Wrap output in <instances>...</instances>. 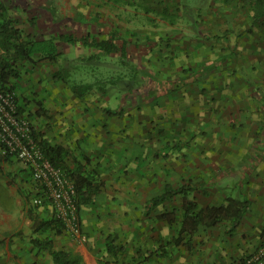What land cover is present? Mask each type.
<instances>
[{
    "label": "rangeland",
    "instance_id": "1",
    "mask_svg": "<svg viewBox=\"0 0 264 264\" xmlns=\"http://www.w3.org/2000/svg\"><path fill=\"white\" fill-rule=\"evenodd\" d=\"M254 8L255 0H0V27L12 21L24 39L53 37L80 62L94 50L81 41L64 43L62 35L101 40L114 32L119 43H127L130 63L145 81L134 85L127 99L124 81L105 94L94 89L79 99L68 84L54 79L58 65L38 55L18 62L20 73L9 90H0V100H13L14 111L28 117L33 137L36 130L52 144L68 147V167L75 168L77 158L85 171L95 173L103 191L78 205L71 178L86 241L77 240L67 224L41 234L34 230L35 218H59L57 211L49 201L33 203L38 184L29 166L0 149V264H54L36 243L46 236L82 264H182L180 248L192 249L189 238L177 244L178 232L146 212L150 198L168 184L195 185L191 197L200 203L249 195L251 207L233 239L246 247L227 264L259 246L264 240V197L259 198L264 194V15L256 17ZM100 56L89 68L111 71L99 76L126 70L118 55ZM41 100H49L52 118L40 114ZM75 100H83L82 107ZM119 108L120 114L107 113ZM90 151L97 153L93 160ZM109 169L122 170L120 181H109L114 176H107ZM181 204L176 196L169 207ZM230 223L202 230L193 245L227 236Z\"/></svg>",
    "mask_w": 264,
    "mask_h": 264
},
{
    "label": "trees",
    "instance_id": "2",
    "mask_svg": "<svg viewBox=\"0 0 264 264\" xmlns=\"http://www.w3.org/2000/svg\"><path fill=\"white\" fill-rule=\"evenodd\" d=\"M165 9L164 12H168L169 9ZM254 10L256 17L264 15V0H255ZM61 41L69 44H75L81 41L85 46L94 50L92 55L86 58H80L86 67H89V65L92 66V61L101 59V53L106 56L118 55L121 66L126 70L119 71L117 74H110L107 78H103L99 74H94L93 80L71 81L69 79V69L73 66V63H71L70 58L61 50L55 38L37 39L32 35H27L24 39L22 30L17 28L14 22L9 21L3 22L0 27V47L2 49V53L0 54V90L6 91L10 89V80L20 73L18 63L20 60H33L36 55L45 61L59 66L53 72L54 79L68 84L74 95L79 99H83L94 89L105 94L111 87L119 85L122 81L125 82L126 87L128 86L125 89L127 91L126 96H124L127 99L129 98V93H133L135 89L133 87L134 85L138 84V87H141L145 84L141 70L130 63L127 43L125 41L119 43L114 32L113 35L101 40L91 35H86L79 39L73 34H65L61 36ZM177 87L174 86L168 89L174 90ZM41 104L42 102H40ZM40 108V114H47L43 104ZM121 112L122 108L115 110L107 109L108 114H120ZM33 135L46 158L54 166L62 169L70 178L74 179L78 191V205L80 204V200H84V203H91L98 196V190L100 189L99 184L96 183L95 173L85 171L83 164L77 158H75L76 167L73 169L69 168L66 163V157L71 155L67 150L68 147L61 144H52L46 138L41 137V133L36 130H34ZM0 145V149H2L5 144L1 143ZM4 156L7 158L12 157L9 152ZM195 189V185L191 183L179 185L177 188L168 184L165 186L163 192L151 198L148 204V209L152 210L158 208L161 204L163 205L165 202H171L176 196L182 197L183 212L179 223V236L175 238L177 244L181 243L187 235L200 234L202 230H210L226 221L231 222L229 226H226V230L229 233L240 228L242 220L251 207V201L246 193L241 197H236L231 194L222 203L201 206L195 198L191 197ZM35 193L33 191L32 198ZM37 195H41V193L38 192ZM159 217L166 218L170 223H173L177 219L175 211L170 214L167 210L163 211ZM33 224L34 230L41 234L47 232L52 227L64 226V222L59 218L47 220L35 218ZM36 243L39 245V249L50 252L54 264H82V259L78 255L73 254L65 248L56 249L53 239L49 236H46L44 239H37Z\"/></svg>",
    "mask_w": 264,
    "mask_h": 264
},
{
    "label": "built area",
    "instance_id": "3",
    "mask_svg": "<svg viewBox=\"0 0 264 264\" xmlns=\"http://www.w3.org/2000/svg\"><path fill=\"white\" fill-rule=\"evenodd\" d=\"M4 99L0 100V133L1 141L5 144L2 152L11 153L29 166L33 179L38 184L37 190L41 193L34 194L33 203L39 206L47 201L53 203L57 216L64 224L71 226L75 238L81 242L86 241L87 236L83 232L74 197L76 188L73 180L46 158L37 140L32 136L28 117L16 114L13 100H6L7 96ZM233 264H264V240L252 253Z\"/></svg>",
    "mask_w": 264,
    "mask_h": 264
},
{
    "label": "crops",
    "instance_id": "4",
    "mask_svg": "<svg viewBox=\"0 0 264 264\" xmlns=\"http://www.w3.org/2000/svg\"><path fill=\"white\" fill-rule=\"evenodd\" d=\"M54 18V17H53ZM14 24L15 25H17L16 24V22H14ZM42 101V104H43V107H44V109L46 110V112H47V114H50V118H52L51 116V111H50V109L48 108V101L49 100H41ZM79 101H83V100H79ZM78 100H75V102L77 103V105H80L81 107H82V103L81 102H79ZM81 109H83V110H90L88 107L87 108H81ZM80 110V109H79ZM47 114H41L42 115V117H45V115H47ZM102 117H107V114H102ZM46 118V117H45ZM103 121L105 122L106 121V119H103ZM92 125V124H91ZM92 126H94V125H92ZM67 131H70V130H67ZM70 134V133H69ZM71 135V134H70ZM129 141V140H128ZM72 147V146H71ZM72 148H74V147H72ZM87 148V147H86ZM79 149V148H78ZM83 149H85L84 147H83ZM82 149V150H83ZM96 152H97V150H96ZM93 153V152H91L90 151V153H88V156H90L91 157V159L93 160L95 157H96V154L97 153ZM125 152V149H123V153ZM74 153H75V155L76 156H79V154H77V147H75V149H74ZM83 155V154H82ZM86 155V154H85ZM84 165V164H83ZM114 176H113V175ZM107 176L109 177V176H113V177H109V178H112V179H110L109 181H112V180H116V179H118L119 181H120V179H119V176H122V170L120 169V170H118V173H114V171H113V169L112 170H108V172H107ZM109 178H107V179H109ZM104 179V178H103ZM106 179V180H107ZM103 191V190H102ZM102 191H101V189H99L98 190V195H100L101 193H102ZM158 194H160V193H158ZM158 194H155L154 196H156V195H158ZM243 195H245V194H241L240 195V197L241 196H243ZM153 196V197H154ZM235 196V195H234ZM98 197V196H97ZM152 197V198H153ZM248 198H249V195L247 196ZM262 197H264V194H262V195H260L259 196V198H262ZM21 198L24 200V198H23V196L21 195ZM151 199V198H150ZM250 199V198H249ZM201 206H206V205H208V203H200L199 201H197ZM149 204V203H148ZM148 204L146 205L147 207H148ZM169 204H171V202H165L163 205L161 204L158 208H155V209H152V210H150V209H148V208H146V212H147V214H150V215H152V218H157V221L156 222H158V223H165L167 226H170L169 228L171 229V230H173L174 232H178L179 231V227H180V220H181V217H182V204H181V208H179V209H174L173 207H169ZM157 209H160L161 211H159V212H155V214H154V211L155 210H157ZM168 211V212H170V214L173 212V211H175V214H176V217H177V219H176V221H173V223H170V222H168V220L165 218H161V217H159V215L163 212V211ZM153 213V214H152ZM169 217H170V215H169ZM179 218V219H178ZM244 222H245V217H244V219L242 220V223H241V225H243L244 224ZM220 226V225H219ZM219 226H216V227H213V228H217V227H219ZM156 227V226H155ZM173 228V229H172ZM212 228V229H213ZM240 228H241V226H240ZM239 228V229H240ZM169 229V230H170ZM239 229H237L236 231H234V232H232V233H228L227 234V236L226 235H224V236H222V237H220V236H215V238L213 237V238H211V241H210V243L209 244H207V241H205V243L203 244V243H201L200 244V246L198 247L197 245H196V243H194V245H196V247L194 248L193 246V242H192V240L194 239V237H196L197 235H199V233L198 234H195V235H191V236H189V235H187V236H185L184 238H186V237H188L189 238V241L187 242V245H191V248L192 249H189V248H187V247H185V248H180V251L182 250V264H212L213 262H214V259L215 258H217V260H216V262H215V264H227V261L229 260V257L230 256H234V255H237V253H241L245 248L244 247H246V246H242L243 244H242V242H241V239L240 238H238V239H236L234 242H233V239H235V236L237 235V231H239ZM138 231H140V228L139 229H137ZM153 230H154V228H153ZM172 231V232H173ZM193 238V239H192ZM192 239V240H191ZM183 241H186V240H183ZM182 241V242H183ZM192 243V244H191ZM105 245H107L106 243H105ZM173 249V248H172ZM175 250H178V248H175ZM179 251V250H178ZM234 254V255H233ZM153 259V260H152ZM219 259H222V260H219ZM154 261V258L153 257H151V259H150V261ZM100 263V262H99ZM151 262H149V264H150ZM90 264H98V262H92V263H90ZM100 264H104V263H100ZM155 264V263H154Z\"/></svg>",
    "mask_w": 264,
    "mask_h": 264
},
{
    "label": "clouds",
    "instance_id": "5",
    "mask_svg": "<svg viewBox=\"0 0 264 264\" xmlns=\"http://www.w3.org/2000/svg\"><path fill=\"white\" fill-rule=\"evenodd\" d=\"M76 53L72 51L69 53V58L73 62V66L69 69L71 81H87L93 78L94 74L105 73L107 74L111 69L108 68H98L92 69L83 65L82 62L75 59Z\"/></svg>",
    "mask_w": 264,
    "mask_h": 264
}]
</instances>
